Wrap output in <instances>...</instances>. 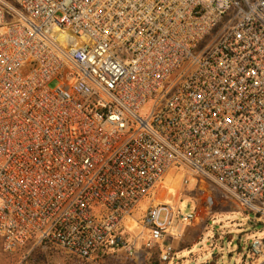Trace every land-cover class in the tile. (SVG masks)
Masks as SVG:
<instances>
[{
    "label": "built area",
    "instance_id": "obj_1",
    "mask_svg": "<svg viewBox=\"0 0 264 264\" xmlns=\"http://www.w3.org/2000/svg\"><path fill=\"white\" fill-rule=\"evenodd\" d=\"M0 29L1 252L168 263L173 168L264 222V0H0Z\"/></svg>",
    "mask_w": 264,
    "mask_h": 264
},
{
    "label": "rangeland",
    "instance_id": "obj_2",
    "mask_svg": "<svg viewBox=\"0 0 264 264\" xmlns=\"http://www.w3.org/2000/svg\"><path fill=\"white\" fill-rule=\"evenodd\" d=\"M7 23V22H6ZM3 29H0L2 33ZM55 81L50 82L49 87L53 88ZM197 182L191 181L188 186L182 184V174L176 169H171L165 175L162 183L154 195L156 203H170L176 206V215L184 216L194 213L199 201L196 198ZM204 201L207 202V223L200 226L180 223L178 219L176 229L180 236L178 239L168 238L166 243L173 246V258L164 264H248L247 248L254 237L264 236V222L255 213L243 210L232 199H230L221 189L212 183L206 182L204 188ZM147 204L145 203L134 214L138 220ZM164 213L160 214L159 219L163 220ZM194 219V218H193ZM129 237L132 239L138 233L139 228L134 222L127 220ZM133 242V241H132ZM142 242L135 241V250L143 253ZM27 249L13 254L0 251V264H77L59 253L52 251L34 250L27 257ZM155 248L150 253L156 254ZM34 261L27 263L30 257ZM156 258V255H154ZM157 261V259H156ZM158 262V261H157ZM81 264H144L135 256L127 255L119 251L114 257L98 259L95 263ZM158 264H160L158 262Z\"/></svg>",
    "mask_w": 264,
    "mask_h": 264
},
{
    "label": "trees",
    "instance_id": "obj_3",
    "mask_svg": "<svg viewBox=\"0 0 264 264\" xmlns=\"http://www.w3.org/2000/svg\"><path fill=\"white\" fill-rule=\"evenodd\" d=\"M206 186V182L205 181H201L197 184L196 186V198L199 201H203V202H198L195 208V212H194V219L192 220V225L194 226H204L207 223V216L205 215V212L207 211V201H204V195H205V191L204 188ZM157 258H154V256H152L149 261L147 262V264H158V262L156 261ZM31 261H34L33 257L31 256L27 263ZM74 260V261H73ZM71 261L76 262L77 264H81V262H84L83 260H78V259H72Z\"/></svg>",
    "mask_w": 264,
    "mask_h": 264
}]
</instances>
